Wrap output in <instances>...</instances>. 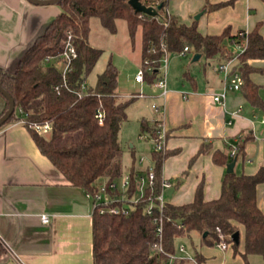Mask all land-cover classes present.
Here are the masks:
<instances>
[{"label": "trees", "instance_id": "16d2710c", "mask_svg": "<svg viewBox=\"0 0 264 264\" xmlns=\"http://www.w3.org/2000/svg\"><path fill=\"white\" fill-rule=\"evenodd\" d=\"M141 1L148 6L161 5L158 14L136 12L130 0H61L58 3L61 12L26 50L16 70H0V84L15 100V110L5 124L22 117L38 123L50 122L51 131L45 133L25 126L42 153L65 178L85 190L95 191L104 179L114 181L129 173L132 177L130 193L133 194L135 179L143 172L136 166L134 153L127 159L120 141V130L128 120L127 108L135 97L127 99L119 95L118 67L110 61L98 73L94 85L87 83L83 87L101 55V50L89 42L93 18H99L112 32L117 29V20L125 19L132 40L141 26L143 67L146 60L159 66L166 53L178 55L186 46L188 52H196L207 59L227 58L230 55L227 41L235 44L246 36V30L233 34L229 27L221 34H203L196 21L182 23L167 10L170 0ZM234 1L207 2L204 9L213 11ZM68 31L73 33L77 56L64 77L53 61L47 62L46 58L61 55ZM247 38V47L239 56L238 64L244 77L242 90L252 105L264 109L260 86L252 78L253 73L261 70L249 62L264 59V36L259 24L247 33ZM2 95L6 98V111L9 101ZM98 111L104 112L102 122L96 116ZM142 129L153 132L145 122ZM242 149L239 144L238 150ZM204 150L205 145L199 154ZM167 155L153 152L155 184L145 189L127 213L94 212V264H168L171 257L178 254V239L186 238L194 244V238L198 237L202 245H214L218 228L233 234L239 226L245 228L242 257L245 259L250 254L264 257V212L257 202V186L264 182V165L253 174L227 172L218 198L206 200L201 182L192 201L183 204L167 201L159 206L155 197L162 188V167ZM234 158L222 152L214 154L215 161L220 164L233 162ZM194 159L195 156L192 161ZM159 226L161 232H158ZM237 245L233 243L235 251ZM0 251H5L1 241ZM193 257L198 262L205 260L197 250ZM172 264L195 263L186 256H177Z\"/></svg>", "mask_w": 264, "mask_h": 264}, {"label": "crops", "instance_id": "0c3cea01", "mask_svg": "<svg viewBox=\"0 0 264 264\" xmlns=\"http://www.w3.org/2000/svg\"><path fill=\"white\" fill-rule=\"evenodd\" d=\"M226 1L229 0H170L167 10L182 23L196 21L203 34H221L227 27L233 34L242 29L248 33L259 24L264 36V0H235L213 11L204 9L207 2ZM171 4H175L173 9L169 8ZM61 10L59 4L0 0V70L14 72L26 50ZM199 12L202 14L195 19ZM227 44L228 48L233 45L228 41ZM194 57L192 61H196ZM223 59L209 58L214 63L212 73L208 74L205 66L198 74L185 72L180 85L170 84L168 80L166 97L158 90L153 91L158 104L165 106L168 142L164 153L168 155L162 176L173 184L174 191L168 201L174 204L192 201L201 182L206 200L220 196L231 162H216L215 152L232 156L231 150L236 146L237 174H253L264 165V109L252 105L242 89L231 92L223 105L214 102L210 94L220 87L216 64ZM249 62L261 70L253 73L252 78L259 84L264 101V59ZM183 91L190 92L188 98L183 97ZM118 92L124 97L119 87ZM6 105V98L0 93V116ZM238 106H242L238 116L232 117L226 111ZM154 113L153 125L158 117ZM260 113L262 117L257 116ZM229 119L232 123H228ZM143 122L153 129L152 123ZM239 144L242 151L238 150ZM203 145L205 150L199 154ZM257 202L264 212V182L257 186ZM42 214L48 215V223L42 221ZM93 219L94 206L86 190L65 178L42 153L30 130L17 121L3 125L0 128V240L5 251H0V264H94ZM205 246L217 249L222 256L217 261V254L201 251L209 264H245L240 261L243 251L239 258L234 256V246V251L231 248L226 252L214 245Z\"/></svg>", "mask_w": 264, "mask_h": 264}, {"label": "rangeland", "instance_id": "374dc122", "mask_svg": "<svg viewBox=\"0 0 264 264\" xmlns=\"http://www.w3.org/2000/svg\"><path fill=\"white\" fill-rule=\"evenodd\" d=\"M174 6L175 4H171L169 8H174ZM199 14H202V12L197 13L194 18L199 19L197 18V15ZM116 26V31L112 32L102 25L99 18L96 17L92 19L89 42L92 46L101 50V55L89 73L87 82L90 85H94L98 73L102 72L111 61L119 69V91L124 98L128 99L133 95V93L138 91H142L146 94L143 97L136 98L135 96L133 102L129 104L127 108L128 120L124 123L120 130V141L126 152L127 159H129V155L134 153L136 166L139 169L142 168V170H146L148 167H155L153 152L156 150L152 135L148 130L142 129V123L143 121H146L149 125H151L155 116L153 104L159 103V101L153 97L154 87L151 85L158 75L157 66H148L145 73L146 82L136 83L135 75L142 67L141 26L136 30L134 40L130 37L128 24L125 19H118ZM229 48L232 50L233 45L229 46ZM195 55L196 52H189L185 57L169 55L167 78L170 81V84L180 85L185 72L198 74L199 70L203 69L205 66H207L206 69L208 74L213 72V61L211 62L209 59H206L205 56L199 60L192 61V58ZM201 79H204L203 74H201ZM201 79L200 81H202ZM257 116L262 117L261 113L257 114ZM153 135L155 134L153 133ZM259 135H261V133H259ZM158 152L165 154L162 151ZM124 180V175L116 178L115 180L117 183V189L119 190L118 198H121V200L124 196H126L121 193V191H123ZM137 196L139 195L135 193L132 195L133 198H136ZM128 198L129 195L128 197H124L123 200L126 201ZM168 198L171 197L168 195ZM124 201H120V204H123ZM243 227L244 226H239V230L242 233L240 243L237 245L238 250L234 252V256L237 258H239V254L244 251ZM177 244H184L186 247L185 254L188 255L195 253L197 250L210 255L217 254V261L221 256L217 249H211L202 245L198 237L194 238V244L186 238L178 239ZM2 249H5L3 244ZM240 261H243L245 264H264V257L258 254H250L247 258H243Z\"/></svg>", "mask_w": 264, "mask_h": 264}, {"label": "built area", "instance_id": "2783aa9c", "mask_svg": "<svg viewBox=\"0 0 264 264\" xmlns=\"http://www.w3.org/2000/svg\"><path fill=\"white\" fill-rule=\"evenodd\" d=\"M248 38H247V32L246 36L238 43L233 44V49L230 50V55L227 58H224L222 61L218 62L216 64V70L221 76V84L218 90L212 91L210 94L212 96V99L214 102L219 104H225L226 100L231 92L234 91H240L244 85V77L238 67L239 64V56L244 52V50L247 47ZM189 51V47L186 46L179 55L185 56ZM77 56V49L74 45V36L71 31L67 32V38L64 45V50L62 51L61 55L59 57H47L46 61L50 62L53 61L55 66H57L63 73L64 77L67 72H69L72 69V63L74 58ZM168 58L169 54L166 53L163 58L161 59V63L159 66H157V77L153 81L151 85H153L154 90H158L159 94L162 97H166L169 92V86H168ZM145 67H141V69L137 72L135 75V80L139 83L146 82L145 79V73L148 66H154L153 64H150L149 60L145 61ZM88 82L85 81L83 83V87L86 86ZM184 98H188L190 95V92L183 91L182 92ZM146 94L142 91L133 94V96L137 97H143ZM154 111L158 114V117L154 121L153 125V133L152 137L154 139L155 143V150L156 151H162L166 152L167 150V140H168V129L165 125L164 121V114H165V106L163 104H153ZM226 111L232 116H238L242 111V106H238V108L234 110L226 109ZM97 118L102 122L104 117L103 111H98L96 114ZM262 121L264 122V116L262 118ZM24 125H29L31 128L36 130L39 133H45L51 131V123L45 122V123H38L33 121H28L25 117H22L19 121H17ZM228 123H232V120L229 119ZM237 154V147L233 146L231 150V155L234 157ZM125 176V180L123 182V193L124 197L129 198L124 201V197L118 198V189H117V183L116 179L114 181L104 180L99 183L97 186V189L95 191H89L86 190L87 196L92 200L93 206H94V212H98L100 214H119V213H127L129 211V208L132 206L134 202H136L139 199V196L143 195L145 192V189L148 187H153L155 184V170L152 167H148L146 170H143V172H140L136 179V190L135 194H138L136 198H133L132 193H130V187L132 184V177L129 173L123 174ZM173 186L172 182L167 180L163 177L162 180V188L160 193H158L155 197V201L159 206H164L168 201V193L167 189L171 188ZM132 194V195H131ZM120 201H124L123 204H120ZM151 212V210H150ZM42 221L44 223L49 222V217L47 214H42L41 216ZM162 231V227H158V232ZM1 241V240H0ZM2 242V241H1ZM234 239L232 237V234H226L224 233L220 228H218V239L215 241L214 246L219 248L221 251L226 252L230 250L233 246ZM3 244V243H2ZM4 245V244H3ZM159 250H161V246H159ZM186 247L184 244L179 245L178 254L171 257V261L168 264H172V260L174 257L177 256H186L190 258L195 264H209L206 260H203L201 262H198L193 255H185ZM184 254V255H183Z\"/></svg>", "mask_w": 264, "mask_h": 264}, {"label": "water", "instance_id": "95a60500", "mask_svg": "<svg viewBox=\"0 0 264 264\" xmlns=\"http://www.w3.org/2000/svg\"><path fill=\"white\" fill-rule=\"evenodd\" d=\"M29 1L38 5H48V4H58L61 0H29ZM130 3L136 12L148 14L151 16L158 14V10L161 8V5H159L158 7L154 5L148 6L144 4L141 0H130ZM200 15L201 14L197 15V18H199ZM199 58H200V54H197L195 55L194 60H198ZM0 91L2 92V94H4L7 97L9 101V108L2 114V116H0V128H1L10 118V116L13 114L15 110V100L1 84H0ZM234 165H235L234 161L229 163L227 172L234 171ZM173 191H174V187L167 189L168 195L171 196ZM240 236H241L240 230H237L232 234L235 243L237 244L240 243L241 240Z\"/></svg>", "mask_w": 264, "mask_h": 264}]
</instances>
